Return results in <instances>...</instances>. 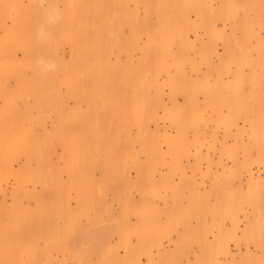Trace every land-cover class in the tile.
I'll use <instances>...</instances> for the list:
<instances>
[{
	"label": "bare ground",
	"instance_id": "obj_1",
	"mask_svg": "<svg viewBox=\"0 0 264 264\" xmlns=\"http://www.w3.org/2000/svg\"><path fill=\"white\" fill-rule=\"evenodd\" d=\"M248 100L264 0H0V264H177L161 240L209 208L175 177L241 182Z\"/></svg>",
	"mask_w": 264,
	"mask_h": 264
},
{
	"label": "rangeland",
	"instance_id": "obj_2",
	"mask_svg": "<svg viewBox=\"0 0 264 264\" xmlns=\"http://www.w3.org/2000/svg\"><path fill=\"white\" fill-rule=\"evenodd\" d=\"M134 53H132L133 61H135ZM108 58L111 62L117 59L112 50L108 53ZM120 61L123 62L122 57ZM245 110L251 116L247 121L239 120L238 129L247 150H250L249 162L243 168L233 166L231 161H228L218 170L224 178L240 177V183L219 184L210 177L204 179L199 172H192L189 168L184 172L186 176L193 175L197 180L193 188L183 180L179 182L178 176L175 177V182L182 185L183 190L190 193L196 190L202 193L209 208L207 211H201L207 227L196 223L192 209L180 219L175 218L169 237L161 240V250L169 251V254L174 253L177 264H181L179 261H182L183 252L186 250L187 264H264V149L261 148L264 137L259 135V131L264 129L262 121L264 108L248 100ZM55 118V113L48 114L45 120L47 129ZM38 128L35 127L34 131L37 132ZM150 128L153 129V126L151 125ZM221 134L222 130L218 129V135ZM203 150L205 151L206 148L204 147ZM58 153L59 149L55 148L50 155L53 162L56 161ZM16 168L17 164L14 165V169ZM249 171L253 175L252 179L247 177ZM133 176L134 173L131 171V177ZM8 182L12 184L13 179L10 178ZM212 183L217 187L213 188ZM214 189L220 190L219 199H216ZM181 202L184 205L186 200L182 199ZM22 203L30 205L32 202L22 199ZM214 220L215 224H212ZM188 224L193 226L191 230H186ZM199 256H203L204 261L198 259ZM58 261L53 259L52 264H58ZM61 264L78 263L67 258Z\"/></svg>",
	"mask_w": 264,
	"mask_h": 264
}]
</instances>
